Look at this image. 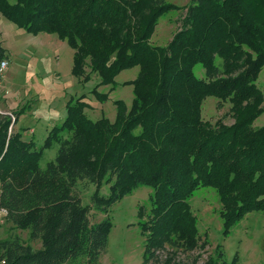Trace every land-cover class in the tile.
<instances>
[{
	"label": "trees",
	"instance_id": "16d2710c",
	"mask_svg": "<svg viewBox=\"0 0 264 264\" xmlns=\"http://www.w3.org/2000/svg\"><path fill=\"white\" fill-rule=\"evenodd\" d=\"M184 7L180 29L157 46L149 40L158 18L180 8L164 0H0V14L18 28L66 41L71 74L82 83L98 75L90 90L97 100L108 94L99 86L111 89L118 72L139 67L131 103L117 99L113 120L89 118L86 95L71 94L45 140L58 149L44 168L32 138L14 129L25 107L13 122L0 113V206L5 220L40 242L34 248L16 233L0 237L5 264H98L111 221H90L91 206L108 214L139 185L152 188L150 210L138 209L141 264H196L176 256L207 245L189 204L199 187L215 189L225 234L246 213L264 212V124L253 127L264 101L253 83L264 65V0H190ZM197 63L203 77L194 73ZM207 95L230 100L232 125L202 119ZM203 264H227L219 245Z\"/></svg>",
	"mask_w": 264,
	"mask_h": 264
},
{
	"label": "rangeland",
	"instance_id": "374dc122",
	"mask_svg": "<svg viewBox=\"0 0 264 264\" xmlns=\"http://www.w3.org/2000/svg\"><path fill=\"white\" fill-rule=\"evenodd\" d=\"M172 3L179 9L169 10L158 18L154 32L150 38V43L157 46H165L172 39L174 34L180 29L186 6L190 0H164ZM182 7V8H181ZM16 27V26H15ZM20 33H26L20 29ZM3 36L4 31L2 32ZM9 35L13 34L9 31ZM26 38L22 34L16 39L14 51L21 52L29 58L30 63L25 65V69L14 66L10 73V78L18 82V89L11 91L13 86H4L9 89V94H0V113L10 112L15 118V111L22 105L25 109L21 111L14 129L22 128V135L25 139L30 137L33 145L41 150L38 164L44 168L47 162L54 160L58 143L51 139L45 145V140L51 127V120L54 124H59L61 119L60 110H65L64 101L69 99L71 94L83 92L89 103V108L85 109L87 116L93 120L102 115L113 120L116 115L115 101L123 100L127 106L130 105L133 97L134 84L139 67L133 66L118 72L113 82L115 86L110 89V85H101L98 91L108 93L103 100H97L90 92L91 88L99 82V77L95 73H90L91 79L87 83H82L70 72L71 58L69 46H63L54 33L39 32L37 34L26 33ZM27 61V60H26ZM216 64H221V58L216 57ZM26 63V62H25ZM23 65L22 61L19 66ZM87 71L90 69L87 67ZM194 73L198 77L204 76V68L197 63L193 67ZM254 85L259 87L264 94V65H262L254 80ZM8 87V88H7ZM231 102L228 98L218 99L216 96L207 95L200 103V112L203 120L214 125L220 121L225 125H232L234 117L231 111ZM55 107H58L55 110ZM263 111L253 120V127L264 124V101L260 104ZM57 111L56 116L54 112ZM9 116V115H8ZM58 120V122H57ZM11 121L13 119L11 118ZM50 122V123H49ZM49 126V127H48ZM34 129V134L30 130ZM49 128V129H48ZM28 132H27V131ZM48 130V131H47ZM69 133H64L68 135ZM109 184L103 183L101 192L108 195ZM93 187L83 189L84 202L88 199ZM152 188L147 185H139L129 193L115 201L108 210V214L90 208L89 218L92 222H99L105 216L111 221L108 230V244L105 252L100 256L98 264H141L144 251L145 233L141 232L138 225V209L143 208L145 212L150 210V195ZM189 204L193 214L197 219L199 242L207 240L204 249H195L191 252H177L176 260L191 262L196 260V264H203L209 254H213L216 245H219L224 253V260L227 264H264V212L253 210L243 215L236 223L227 228L225 234L224 224L219 214L221 203L214 188L205 186L199 187L189 199ZM143 216V220H144ZM18 234L25 243H30L34 248L40 246V242L28 240L27 230H20L13 226L8 220L0 223V237H9ZM166 252H160L161 257Z\"/></svg>",
	"mask_w": 264,
	"mask_h": 264
},
{
	"label": "crops",
	"instance_id": "0c3cea01",
	"mask_svg": "<svg viewBox=\"0 0 264 264\" xmlns=\"http://www.w3.org/2000/svg\"><path fill=\"white\" fill-rule=\"evenodd\" d=\"M16 25L13 23V22H11V21H9V20H7L6 18H4L1 14H0V48L2 49V53L3 54H5L6 55V57L8 58V61H9V67H8V70H7V73H6V76H5V79H4V82H3V84H4V86H7V84H9V85H12L13 86V88H12V90L11 91H13V92H15L17 89H18V82L15 80V79H11L10 78V73H12L11 72V70L13 69V67L14 66H16V67H19V68H22L23 70L25 69V65H28L29 63H30V61H29V58L28 57H26V56H24L21 52H16V51H14V48H15V44L13 43V37L12 36H14L15 37V39L18 37V36H20V34H22V36H23V38H26V36L27 35H25L26 33H20V29L21 28H18L17 26L15 27ZM4 31V35H5V37L3 36V34H2V32ZM9 31L13 34L12 36H10L9 35ZM63 46H65L67 43H61ZM66 46H68V44L66 45ZM71 49V48H70ZM70 52H71V54L73 55V50L71 49L70 50ZM27 60V61H26ZM20 61H22V63H23V65H21V66H19V62ZM26 62V63H25ZM71 67H72V58H71ZM70 72H71V70H70ZM7 83V84H6ZM8 88V87H7ZM9 90V89H8ZM0 94H2V93H0ZM9 94V93H8ZM7 94V95H8ZM75 94V93H74ZM6 95V96H7ZM70 97V96H69ZM63 105H65V101H64V103H63ZM25 105H22L21 107H19V108H22V107H24ZM58 107H55V110L57 109ZM54 114L56 115V116H58L57 115V111H55L54 112ZM59 114H61V119L59 120V122H61L63 119H64V116H65V110H63V108H61V110H60V113ZM54 121H55V119H53V120H51L50 122H51V127L53 126V125H55V124H57V123H55L54 124ZM49 122V123H50ZM57 122H58V120H57ZM16 125V124H15ZM49 127V126H48ZM51 127H50V129H51ZM22 129H23V126H22V128H20V126H19V129H16V130H21V132H23V131H25L24 129H23V131H22ZM49 129V128H48ZM30 130H32L33 132L31 133V135H33L34 134V129L33 128H31ZM27 131V130H26ZM29 131V130H28ZM27 131V132H28ZM48 131V130H47ZM23 136V135H22ZM24 138V137H23Z\"/></svg>",
	"mask_w": 264,
	"mask_h": 264
},
{
	"label": "built area",
	"instance_id": "2783aa9c",
	"mask_svg": "<svg viewBox=\"0 0 264 264\" xmlns=\"http://www.w3.org/2000/svg\"><path fill=\"white\" fill-rule=\"evenodd\" d=\"M8 67H9L8 58L6 57L5 54L0 53V93H2L3 95H7L8 92H9V90L6 89L4 87V84H3L5 76H6V73H7V70H8ZM7 114L14 121L15 118H14L13 114H11L10 112H7ZM6 215H7L6 209H4L3 207L0 206V223L5 221ZM0 264H5V260L3 258H0Z\"/></svg>",
	"mask_w": 264,
	"mask_h": 264
}]
</instances>
